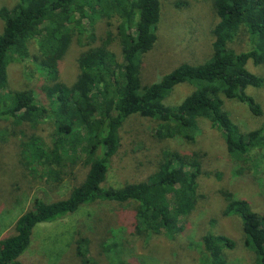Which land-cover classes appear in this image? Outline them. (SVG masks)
<instances>
[{
    "label": "trees",
    "instance_id": "16d2710c",
    "mask_svg": "<svg viewBox=\"0 0 264 264\" xmlns=\"http://www.w3.org/2000/svg\"><path fill=\"white\" fill-rule=\"evenodd\" d=\"M211 1L218 20L211 30L210 58L199 65L180 64L149 85L141 84L139 73L142 57L157 41L161 0H17L11 8L0 7V123L26 126L30 131L22 133L26 138L20 145V157L34 177L57 179L65 165L87 168L82 182L65 198L53 202L34 199L16 220L13 234L0 240V264H23L19 256L28 248L38 224L59 221L97 201L132 207L127 222L138 234L171 238L181 233L179 221L194 209L198 179L206 175L204 154L165 150L156 169L143 181L105 188L110 161L118 149L119 129L128 116L155 121L158 140L182 143H193L199 120H207L224 141L230 179L246 181L258 169L260 160L251 154L264 151V126L253 133L241 132L223 109V98L237 100L252 115H261L260 106L246 89L259 88L264 80L251 74L246 65L264 64V0ZM99 19H115L116 35L106 31L98 46L78 56L73 84L56 81L59 62L72 38L81 40L88 33L93 41L94 23ZM241 34L249 46L236 51L230 44ZM114 41L120 47V60L109 49ZM30 43L36 47V69L53 81L42 89L46 105L39 104L30 92L8 89V68L30 57ZM184 83L193 91L179 105H165L164 95ZM45 121L55 129L50 145L36 130ZM37 166L43 167L40 173ZM54 168L61 170L56 173ZM221 195L225 214L241 222L244 246L253 255V264H264V213L254 212L247 201L228 191ZM200 245L204 257L198 264H229L223 251L234 248L231 239L207 231ZM103 248L111 263L124 255L118 243ZM76 255L81 264H95L88 256L87 240L77 241Z\"/></svg>",
    "mask_w": 264,
    "mask_h": 264
},
{
    "label": "rangeland",
    "instance_id": "374dc122",
    "mask_svg": "<svg viewBox=\"0 0 264 264\" xmlns=\"http://www.w3.org/2000/svg\"><path fill=\"white\" fill-rule=\"evenodd\" d=\"M16 2L0 0V7L11 8ZM217 20L211 0H161L157 41L142 57L141 84L159 81L180 64L206 62L212 54L211 30ZM116 24L115 19L97 20L93 41L88 33L81 40L74 36L59 62L56 81L68 86L73 84L78 74V56L89 47L98 46L106 31L115 36ZM1 30L0 21V33ZM247 41L246 35L241 34L230 47L236 51L247 50ZM109 49L120 60L118 42H112ZM29 51L28 59L9 66L8 89L30 92L39 104L46 105L42 89L53 81L36 69L34 43H30ZM246 69L264 80V64L248 62ZM192 91L190 85L179 84L164 95L163 102L167 106H177ZM246 93L260 106V116L252 115L246 105L237 100L223 98V109L239 130L247 134L264 126V82L259 88L248 87ZM155 127V121L138 115L125 119L118 133V149L110 161L103 185L105 188H120L143 181L156 169L165 150L204 154L202 170L206 175L198 179V199L194 209L179 221L183 226L181 233L171 238L138 234L127 222L132 207L97 201L82 205L59 221L38 224L19 261L23 264H81L76 245L78 240L84 239L87 240L88 256L95 264H198L204 257L200 239L208 231L234 242L233 249L223 251L229 264H253V255L244 246L241 222L237 216L225 214L226 202L221 193L228 191L235 198L247 201L254 212L264 213V151L251 154L260 160L258 169H253L246 181L235 182L230 179L231 164L224 141L207 120H199V132L193 143L158 140L154 136ZM36 130L50 145L51 136L55 134L52 122L45 121ZM27 132L30 131L26 126L12 128L9 123H0V240L13 234L16 220L31 207L34 199L53 202L65 198L72 187L82 182L87 171L82 165H65L63 174L57 179L34 177L20 157V145ZM47 159L50 161V157ZM37 169L40 173L43 167L37 166ZM54 169L56 173L61 170ZM116 243L122 246L124 255L118 262L111 263L103 247Z\"/></svg>",
    "mask_w": 264,
    "mask_h": 264
}]
</instances>
